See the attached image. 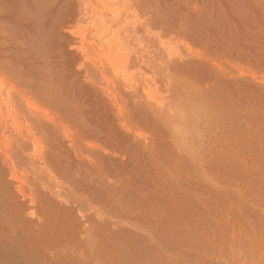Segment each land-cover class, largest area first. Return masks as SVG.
<instances>
[{"label":"rangeland","instance_id":"rangeland-1","mask_svg":"<svg viewBox=\"0 0 264 264\" xmlns=\"http://www.w3.org/2000/svg\"><path fill=\"white\" fill-rule=\"evenodd\" d=\"M0 264H264V0H0Z\"/></svg>","mask_w":264,"mask_h":264}]
</instances>
